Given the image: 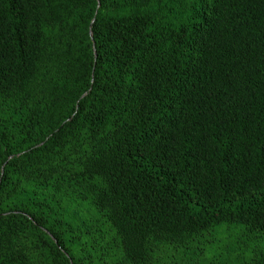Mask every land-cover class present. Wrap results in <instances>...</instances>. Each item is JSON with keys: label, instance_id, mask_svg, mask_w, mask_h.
Wrapping results in <instances>:
<instances>
[{"label": "trees", "instance_id": "obj_1", "mask_svg": "<svg viewBox=\"0 0 264 264\" xmlns=\"http://www.w3.org/2000/svg\"><path fill=\"white\" fill-rule=\"evenodd\" d=\"M0 264H264V0H0Z\"/></svg>", "mask_w": 264, "mask_h": 264}]
</instances>
